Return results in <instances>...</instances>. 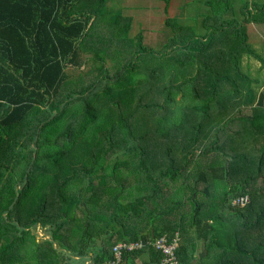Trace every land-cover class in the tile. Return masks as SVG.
Listing matches in <instances>:
<instances>
[{"label":"trees","instance_id":"16d2710c","mask_svg":"<svg viewBox=\"0 0 264 264\" xmlns=\"http://www.w3.org/2000/svg\"><path fill=\"white\" fill-rule=\"evenodd\" d=\"M163 1L162 11H166L170 0ZM105 2L0 0V264H154L162 256L151 247L124 251L115 263L112 246L172 236L188 220L191 238L187 244L180 242L176 251L180 264H264V87L254 112L239 118L230 130L239 138L227 131L219 104L212 112L207 110L206 117H197L194 108L191 113L174 111L171 124L160 115L157 120H151L152 114L141 115L142 110L153 112L152 107L100 108L106 101L96 93L95 99L101 102L86 101L84 107L77 98L59 99L70 78L65 68L75 67L79 54L94 52L91 46L86 48L83 38L93 28L92 9ZM258 13L249 14L246 22L264 24V14ZM174 19L166 17L163 23L169 28ZM201 26L215 31L198 41L193 28L172 27L171 35H175L169 41L179 45L185 56L171 60L175 63H171L172 71L161 70L165 74L164 80L161 75L162 91L168 86L176 92L173 97L172 91L166 92L165 102H176L178 95V102L185 100L183 86L196 78L207 89L205 94L222 97L234 91L238 106L243 86L248 102L250 81L244 72L239 74V58L259 56L235 27L231 28L234 36L225 35L227 31L218 29V19L211 17L203 19ZM139 34L133 39L141 41ZM178 35L187 39L175 43ZM189 61L192 66L187 65ZM180 68L185 76L177 75ZM209 70L218 73L211 77ZM106 73H96L105 82L100 93L113 101L120 96L122 84L108 73L107 66ZM154 74L150 78H156ZM218 79L230 86H219ZM193 94L199 100L205 95ZM102 110L106 111L99 116ZM109 117L114 119L112 124L95 125L97 119ZM73 127L77 128L71 132ZM79 146L82 152L78 154L73 148ZM51 147L54 153H44ZM197 149L198 154H193ZM177 181L179 198L158 200L159 184ZM219 182L227 187L217 211L198 196L204 199L211 191L218 193ZM239 195H247L248 203L231 207L230 200ZM124 198L125 204H117ZM128 216H134L135 223L145 219L143 227H148H125ZM170 216L179 217L172 221ZM34 224L48 238L37 240L31 232ZM197 243H203L206 251L201 257L193 256ZM25 247L32 249L30 255Z\"/></svg>","mask_w":264,"mask_h":264},{"label":"rangeland","instance_id":"374dc122","mask_svg":"<svg viewBox=\"0 0 264 264\" xmlns=\"http://www.w3.org/2000/svg\"><path fill=\"white\" fill-rule=\"evenodd\" d=\"M263 3L264 0H170L167 10L162 11L164 6L163 0H106L104 4L96 5V7L92 9L94 11L90 22L93 23V28L89 31L87 37L83 38L86 48L91 46V50L94 52L82 53V56L83 54H87L84 55L86 57L85 60H77L75 67L68 66L66 72L70 77L69 82L63 85V88L58 94V98H65V101L71 98H77L79 106L84 107L86 101H91L93 104L99 101L101 102V100L95 99L94 94L96 93L100 98L106 101V106H100V108H111L113 111H116L117 107L124 106L131 108L135 105H141L149 109L152 107L154 110L153 112L149 113L142 110L141 115L147 117L149 114H152L154 118L151 120H157L160 115V117H163L162 119L171 120V124H174L175 121V116L173 115L174 111L178 114L191 113L194 108V111L198 113L197 117H206L208 116L207 110L212 112L214 106L219 104L222 122L226 123L228 132H230V130L233 131V129L236 128V123L241 121H237L239 118L249 116L254 112L258 94L264 87V68L261 67L262 60H264V24H255V22L247 23L245 19L249 14L252 15L253 12L255 16L258 12V15L264 14V6L262 8L260 6ZM166 17L171 19L177 18L171 21V26H169V28L163 23ZM210 17L213 21L218 19V22L221 23L218 29H224L225 32L227 31L225 35L234 36L235 33L231 31V28L234 27L239 30V33L243 32L246 36L247 43L259 56V58L256 59L251 55L243 54L239 58V60H241L240 64L242 65L239 74L242 75L244 72L247 76L246 78L250 81V100H248V102L244 101L245 90L243 86L240 87L242 92L239 95L238 101L242 102L239 106L237 101H234L236 93L232 90L227 92V95H222V97H220L219 93L210 94L207 92L205 94L207 89L201 87L202 82L196 78V80L190 79L186 81V84L183 86V93L186 94L185 100L178 102L177 99L181 98L178 95L176 98L174 97L176 102H165L164 94L168 91L171 92L173 89L166 86L164 92L162 91L164 86L162 79L165 74H161V70L164 72L172 71L171 63L175 65L174 62L176 60H184L185 56L180 50L179 45L174 44L175 46H173L169 41V38L175 35H171L172 27L178 28L180 25L181 27L193 28L195 35L194 39L198 41L215 31L213 28L207 30V28L201 26L202 20ZM247 20L249 21V19ZM123 24L125 28L122 30ZM136 33H140L139 35L142 38L141 41L133 39ZM186 39V36L180 37V35H178L176 36L175 43L182 42ZM194 46L197 47L198 44ZM92 58L99 61L93 63ZM102 60H106V63L103 61V64H101L100 61ZM171 60H174V62H171ZM187 65L192 66L190 61ZM106 66L108 68V73L110 75L113 74L114 78L122 84L121 91L118 90L117 93L120 94V96L118 99L114 98L113 101L109 100L105 93H100L103 90L105 82L100 81V78H97L96 74L98 73L100 75L101 73V75H107ZM188 70L192 72L190 68H188ZM153 71H155L156 74L158 73L159 76L157 77ZM183 72L184 69L180 68V71H177V75L182 74V76H185ZM214 73L218 72L209 70L211 77H213ZM153 74L156 78H150ZM230 76L235 75L232 74ZM172 77L173 81H175V76ZM166 80L167 78L165 81ZM223 81V79H218V83H222L219 86H230V83ZM236 82L239 81L236 80ZM173 83L177 82L175 81ZM92 85L93 87H91ZM129 88L133 90L130 91ZM81 91L85 93L80 94L82 93ZM144 91H149L147 95H145L149 97L148 99L138 97L139 94L144 96ZM194 91L197 92L198 98L205 95L200 100L195 99L193 97ZM172 93L173 97L176 92L172 91ZM111 94L114 96L116 93L111 92ZM215 101L218 103H215ZM222 101L223 104H221ZM136 102L140 104H136ZM65 108L67 109V107ZM70 109L72 112L74 111V107ZM105 111L106 110H102L97 114L99 116L103 115L102 113ZM110 120L114 119H111V117L99 118L95 121V125L103 126L104 124H112ZM165 127L167 128V125H165ZM75 128L77 127H73L71 132ZM230 133L235 135L234 137L239 138L237 133ZM75 135L76 133L73 134V136ZM79 138V136H76L75 140L79 141ZM203 138L205 137H201L200 140H203ZM206 142L207 140L203 141V143ZM202 144L198 146H203ZM63 146L66 147L67 143H63ZM71 147H74V145H71ZM73 149H77L78 154L82 152V146ZM54 151L56 150H53L51 147L47 148L44 153L52 154ZM198 151L199 149L195 150L193 154L197 155ZM67 153L65 152V154ZM63 161H65V158H63ZM189 163L192 164L191 161ZM159 185L162 192L158 193V200L170 197L175 199L179 198L178 187L181 186L179 181L169 182L166 186L161 182ZM216 185L218 193L215 194L211 191L207 198L203 199L202 196L198 197L200 199L199 201H209V203L217 207L216 210L218 211V208H220L218 207V202L221 200V194L227 186L222 184V182ZM201 187L203 186L201 185ZM183 201H185V198H183ZM125 203L126 199L124 198L117 204ZM164 206L165 204L162 205L163 208H165ZM156 212L157 210L153 211V215H155ZM217 213L218 216L222 215V213ZM131 217L135 218L134 216ZM132 218L123 221V225L127 228L139 227L143 230L148 227H143V225H146V223H144L145 219L135 223L136 220ZM116 219L119 221L120 217H116ZM155 220H158V217H156ZM139 223L142 224L140 225ZM32 230L34 232H31L32 234H36L35 238L37 240L48 238V234H46L38 224L32 226ZM56 247L58 246L56 245ZM107 248L109 249V247ZM24 250L27 255H30L32 251L30 247H25ZM212 251L213 250L209 251L211 256ZM64 259H66V257H64ZM85 264H90V262L86 261Z\"/></svg>","mask_w":264,"mask_h":264},{"label":"built area","instance_id":"2783aa9c","mask_svg":"<svg viewBox=\"0 0 264 264\" xmlns=\"http://www.w3.org/2000/svg\"><path fill=\"white\" fill-rule=\"evenodd\" d=\"M249 199L247 195H239L233 197L230 200L231 207H244L248 203ZM177 234L173 238L169 239L166 235L159 236L157 238H152L148 240H137L129 242H119L112 247V253L115 258V263H118L121 259L122 253L124 251L133 252L137 250H142L147 247H151L156 252L161 254V259L159 262L154 264H180L176 256L177 248Z\"/></svg>","mask_w":264,"mask_h":264},{"label":"crops","instance_id":"0c3cea01","mask_svg":"<svg viewBox=\"0 0 264 264\" xmlns=\"http://www.w3.org/2000/svg\"><path fill=\"white\" fill-rule=\"evenodd\" d=\"M147 17V16H146ZM87 53H90V52H87ZM84 55H87V54H83V56H82V53L81 54H79V59L78 60H81V59H83V60H85L86 59V57L84 56ZM82 57H84V58H82ZM91 58V57H90ZM68 67H66L65 68V72H66V69H67ZM67 73V72H66ZM139 98H145V99H148L149 97H147V96H143V95H141V94H139V96H138ZM178 217L179 216H170L169 218H171L170 220H174V221H177V219H178ZM190 221L188 220V221H186L185 223H184V225L182 226V228H181V230H180V232L179 231H176V232H174L173 233V235L172 236H169V235H167V234H163V235H166L169 239H171V238H173L174 237V235L175 234H177V236H176V238H177V248H178V246H179V244H180V242H184V243H188V241H189V239L191 238L190 237V232H191V230L192 229H189L188 228V226H189V223ZM163 235H160V236H163ZM159 237V236H158ZM155 238H157V237H155ZM149 238H147V239H145V240H148ZM150 239H152V238H150ZM99 240V239H98ZM138 240H142V239H138ZM135 241H137V240H135ZM124 242V241H123ZM197 245H198V249L196 250V251H194L193 252V256H195L196 254H198L199 255V257H201V256H203V255H205L206 254V251H205V248H204V246H203V243H200V244H198L197 243ZM177 248H176V251H177ZM196 257V256H195Z\"/></svg>","mask_w":264,"mask_h":264},{"label":"water","instance_id":"95a60500","mask_svg":"<svg viewBox=\"0 0 264 264\" xmlns=\"http://www.w3.org/2000/svg\"><path fill=\"white\" fill-rule=\"evenodd\" d=\"M36 224H34L33 226H35ZM97 245L100 246V240H97Z\"/></svg>","mask_w":264,"mask_h":264}]
</instances>
